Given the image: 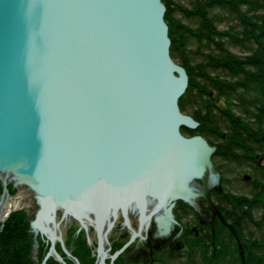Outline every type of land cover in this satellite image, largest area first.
Wrapping results in <instances>:
<instances>
[{
	"label": "water",
	"instance_id": "water-1",
	"mask_svg": "<svg viewBox=\"0 0 264 264\" xmlns=\"http://www.w3.org/2000/svg\"><path fill=\"white\" fill-rule=\"evenodd\" d=\"M165 12L161 0H0V204L9 185L34 194L33 253L38 236L50 243L40 264H64L56 241L70 255L60 231L69 217L76 234L96 231L104 264L118 210L126 219L133 203L144 215L148 199L200 198L244 264L208 196L216 148L181 134L198 123L179 109L188 76L170 56Z\"/></svg>",
	"mask_w": 264,
	"mask_h": 264
},
{
	"label": "trees",
	"instance_id": "trees-1",
	"mask_svg": "<svg viewBox=\"0 0 264 264\" xmlns=\"http://www.w3.org/2000/svg\"><path fill=\"white\" fill-rule=\"evenodd\" d=\"M161 1L166 8L170 56L188 76L179 109L198 123L194 131L181 129V133L199 135L214 146L212 159L248 165L253 170L251 183L255 193L251 198L215 191L212 197L237 233L244 264H264V239H245L242 234L244 222L264 224V0H192L190 9L173 0ZM176 11L195 21L196 26L174 19ZM227 16L234 23L219 29V23ZM231 47L244 54L232 53ZM7 189L10 196L16 194L12 185ZM253 211L260 213L258 222ZM220 227L228 233L221 224ZM74 232L69 231V240L76 248L70 257L81 264L90 249L82 234L76 236ZM218 237L216 227L214 239ZM37 243L34 256L27 212L20 209L10 212L0 224V264H40L49 244L40 237ZM56 250L64 256L59 244ZM219 259L220 256L212 259L211 264ZM65 263L74 264L71 260ZM236 263L240 264L239 258ZM46 264L61 263L50 258Z\"/></svg>",
	"mask_w": 264,
	"mask_h": 264
},
{
	"label": "flooded vegetation",
	"instance_id": "flooded-vegetation-1",
	"mask_svg": "<svg viewBox=\"0 0 264 264\" xmlns=\"http://www.w3.org/2000/svg\"><path fill=\"white\" fill-rule=\"evenodd\" d=\"M212 193L213 191H208L210 200L220 210L224 222L231 225L225 219V211H221L214 201ZM170 205H173L171 215L174 222L168 221V226L164 227L163 224L158 223L157 219L165 214V210H168ZM212 216L213 212L201 198L196 200L194 207L182 201H175L162 206L158 199H148L144 215L136 203H133L127 210L126 219L121 210L117 211L115 218H113V215L110 216L113 223L106 240L102 242V249L106 254L103 262L104 264H198V261L206 260V264H211V260L217 256L216 248L213 247L216 239H214L215 229H212L211 225ZM72 223L74 224L76 221L69 217L61 225H68V233L73 225ZM214 224L218 228L220 237L225 233L220 224L229 231L218 216H215ZM106 225H104L103 232ZM90 229L94 234V241L90 240L88 242L86 238L85 245H91L93 264H96L100 260L98 254L99 238L93 227H90ZM67 233L64 239L62 236V240L64 248L71 254L73 251H69L68 248L69 246L75 247V245L72 242V244L70 243ZM234 240L237 244L235 238ZM57 244L60 245L56 241L54 244L55 249ZM61 251L63 252L62 247ZM56 252L62 258L64 264L67 260L73 261L70 255L67 256L63 252L64 256H62L57 250ZM116 252L119 253L114 259H111V256ZM73 263L75 264L74 261Z\"/></svg>",
	"mask_w": 264,
	"mask_h": 264
},
{
	"label": "rangeland",
	"instance_id": "rangeland-1",
	"mask_svg": "<svg viewBox=\"0 0 264 264\" xmlns=\"http://www.w3.org/2000/svg\"><path fill=\"white\" fill-rule=\"evenodd\" d=\"M173 2L175 4L178 3L186 9H190L192 0H173ZM218 13L220 12L218 11ZM173 17L174 19H179L182 24L189 25L191 27L196 26L195 21L183 18L182 14L178 11L174 12ZM233 23L234 20L232 18L228 16L224 17L223 21L219 23V29H225ZM230 51L238 55L244 54L243 51L232 47L230 48ZM174 62L178 64L177 61ZM185 114L189 115L188 113ZM211 160L214 166V170L218 174V183L210 189L211 191H215L218 193H228L237 197H252V195L255 193L254 187L251 183L254 178V175L252 169L248 165H236L235 163L225 162L218 158ZM243 175H248L250 177L249 181H244ZM195 183L197 184V182ZM15 189L16 194L10 200L11 202L15 203V207L12 210H24L27 212L29 220L32 219L33 215L35 214L38 208L36 200L34 198V194L22 186L16 187ZM253 216L254 220L258 222L260 219V213L258 211H253ZM59 217L60 212H57L56 219H59ZM214 218L212 216V229H215L216 227V224H214ZM67 226L68 225H61L60 227L63 239L65 238L67 233ZM79 227L80 226L78 222L72 225L71 230H75L74 234L79 229ZM69 231L70 230H68L67 237L71 240V237L69 236ZM79 234H82L81 237L85 238V243L87 237H89L92 242L94 241V234L91 232L90 227H88L87 232L82 229ZM218 234L219 237L216 238L215 245H213V247L214 249L216 248L215 250L217 251V256L215 258H218L220 256L221 259H219V262L216 261V264H238L236 263V259L239 258L240 260V252L234 238L232 237V235L230 236L231 233L229 231L228 233L225 232L221 237L220 233ZM242 234L243 238L245 239L262 240L264 239V224L255 225L252 222H244L242 227ZM72 241H75V238H73ZM37 248L38 246L35 248V252H37ZM88 248L90 249V253H86L84 263L81 262V264H93V256L91 254L93 249L91 248V245H88ZM223 248H225V253L223 251ZM68 250L74 252L76 248L73 246H69ZM198 264H206V260H200L198 261Z\"/></svg>",
	"mask_w": 264,
	"mask_h": 264
},
{
	"label": "bare ground",
	"instance_id": "bare-ground-1",
	"mask_svg": "<svg viewBox=\"0 0 264 264\" xmlns=\"http://www.w3.org/2000/svg\"><path fill=\"white\" fill-rule=\"evenodd\" d=\"M10 200L11 199H9V201L7 202H3L0 204V224L5 220L7 214L15 207V203L11 202ZM196 200L197 199H195L194 204L196 203ZM157 221L158 223L163 224V225H164L163 222L170 221L168 218L167 210H165V214L158 217Z\"/></svg>",
	"mask_w": 264,
	"mask_h": 264
}]
</instances>
